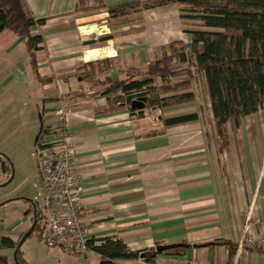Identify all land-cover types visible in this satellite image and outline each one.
Segmentation results:
<instances>
[{
    "label": "crops",
    "instance_id": "crops-1",
    "mask_svg": "<svg viewBox=\"0 0 264 264\" xmlns=\"http://www.w3.org/2000/svg\"><path fill=\"white\" fill-rule=\"evenodd\" d=\"M152 1L89 0L95 10L79 13L78 0H25L37 20H47L33 33L43 44L34 68L24 40L8 32L0 35V63H10L9 74H2L0 97L9 86L25 89L40 111L45 133L59 111L67 113L80 176L81 220L91 240L118 239L141 253L137 260L116 264H264V252L237 251L246 229L264 237V107L243 119L230 135L229 149L221 152L213 145L215 121L204 76L193 82V103L151 114L146 109L143 118L128 104L111 111L108 97L101 95L104 87L81 77L88 63L99 61L96 80L109 77L122 95L121 81L146 71L172 43L181 42L190 51L192 31H215L184 22L178 5L137 6ZM101 3L106 8H99ZM122 5L134 8L123 16L109 15V8ZM20 45L26 53L11 64ZM157 83L162 85L160 79ZM11 101L1 104L0 114ZM192 115L197 120L164 124ZM33 216L30 209L23 212L10 231L25 235ZM3 237L0 254L8 264H17L9 256L13 249L2 245ZM160 247L174 248L159 252ZM72 251L61 248L71 264H101L92 251Z\"/></svg>",
    "mask_w": 264,
    "mask_h": 264
},
{
    "label": "trees",
    "instance_id": "trees-1",
    "mask_svg": "<svg viewBox=\"0 0 264 264\" xmlns=\"http://www.w3.org/2000/svg\"><path fill=\"white\" fill-rule=\"evenodd\" d=\"M168 5L181 8L184 22L199 23L215 31H192L190 51L181 42L172 43L168 49H164L162 59L152 63L146 71H135L121 81L119 86L122 95L117 94L109 77L103 82L96 80L101 72L99 61L88 63L81 77L95 87H105L101 95L108 97L111 111L127 105L128 95L146 92L147 111L151 114L193 103L196 100L191 92L193 82L204 76L215 121L217 144L219 151L223 152L230 147V133L240 129L244 118L258 113L264 107V0H155L137 6L147 10ZM99 8L106 6L101 3ZM133 8L122 5L109 8L108 13L111 17H118L129 14ZM93 10L88 0H78L76 12ZM46 22V19L37 20L33 16L25 0H0V35L8 32L24 40L34 68L35 53L40 50L43 38L33 36V33ZM158 79L162 85L157 83ZM51 81L45 79V82ZM139 117L143 118L144 115ZM197 118L195 115L180 117L166 120L164 124L175 126ZM48 133L43 132L36 145ZM34 204L38 221L34 234L39 231L43 235V212L39 202L34 201ZM30 206L31 213H34L33 205ZM35 218L33 216V221ZM20 240L15 242L3 237L1 243L5 248L17 249ZM253 250L264 252V249ZM88 251L98 254L102 259L101 264H116L117 261L141 257V253L131 252L118 239H106L99 243L91 240ZM16 259L19 264H25L21 251H18ZM8 261L6 255L0 254V264H8Z\"/></svg>",
    "mask_w": 264,
    "mask_h": 264
},
{
    "label": "rangeland",
    "instance_id": "rangeland-1",
    "mask_svg": "<svg viewBox=\"0 0 264 264\" xmlns=\"http://www.w3.org/2000/svg\"><path fill=\"white\" fill-rule=\"evenodd\" d=\"M24 53H26V48L24 45H20L17 48V56L11 60V64L13 61H22L21 57ZM0 64L3 69L0 74L1 84L4 78L2 74H9L10 63L3 61ZM7 99L12 100L9 103L10 108L6 107L7 110H2L0 114V204L11 202L0 207V235L18 242L24 235L21 236L20 231H17L19 229L11 232L10 228L15 225L17 227L23 217V212L28 209L32 210V207L29 206L30 200L36 203L42 201L39 190L34 188V184L39 178L34 153L37 146L36 138L41 130V120L40 111H38L35 102L29 99L25 89L9 86L0 97V108L1 104L9 101ZM10 113L12 116L21 114V118H9ZM231 133L230 135H232ZM213 145L216 148L219 147L217 133ZM8 183L9 185L4 186ZM43 216L44 222L41 225V230L47 226L45 213ZM16 250L13 249L9 253L12 261L15 259ZM20 251L25 264H71V260L63 256L61 248H48L45 245L39 231L24 242Z\"/></svg>",
    "mask_w": 264,
    "mask_h": 264
},
{
    "label": "built area",
    "instance_id": "built-area-1",
    "mask_svg": "<svg viewBox=\"0 0 264 264\" xmlns=\"http://www.w3.org/2000/svg\"><path fill=\"white\" fill-rule=\"evenodd\" d=\"M59 111L47 137L36 146L39 189L43 215L47 217V229L43 241L50 248H62L79 252L88 251L91 242L88 229L81 220L83 204L77 157L70 143L65 115ZM246 249H264V237L257 238L245 230L237 244L238 255ZM237 264V263H235Z\"/></svg>",
    "mask_w": 264,
    "mask_h": 264
},
{
    "label": "water",
    "instance_id": "water-1",
    "mask_svg": "<svg viewBox=\"0 0 264 264\" xmlns=\"http://www.w3.org/2000/svg\"><path fill=\"white\" fill-rule=\"evenodd\" d=\"M126 104L130 105L131 110L134 113H136L137 115H143L145 113L146 109H147V93L146 92H141V93H136V94L128 95L126 97ZM42 133H43V129L40 130L39 135L36 138V144L39 141ZM9 183L8 184H5L4 186L9 185ZM9 202H11V201H9ZM9 202H7V203H9ZM29 202H30V204L33 205V208H34V218H35L36 217V205L34 204V201H32V200H30ZM7 203L0 204V207L4 206ZM37 225H38V221L35 218L31 229L21 239V241H20V243H19V245L17 247V250H16V256H17L18 251H20V247L24 244V242L30 236H32L34 234V232H35V230L37 228ZM170 248H174V247H160L158 249V251L159 252H162V251H165V250L170 249ZM16 256H15V260H16L17 264H19L18 261H17V259H16Z\"/></svg>",
    "mask_w": 264,
    "mask_h": 264
}]
</instances>
